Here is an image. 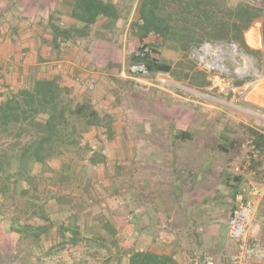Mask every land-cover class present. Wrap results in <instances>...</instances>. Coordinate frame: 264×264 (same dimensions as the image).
Wrapping results in <instances>:
<instances>
[{
	"label": "rangeland",
	"instance_id": "rangeland-1",
	"mask_svg": "<svg viewBox=\"0 0 264 264\" xmlns=\"http://www.w3.org/2000/svg\"><path fill=\"white\" fill-rule=\"evenodd\" d=\"M121 23V30H116L115 38H121L126 33V24ZM102 34L101 37L104 36ZM141 43V40L128 36L125 51H122L123 47L118 50L115 65L122 70L121 74H104L102 72L106 71L100 66L90 65L93 71L99 73V79H104L102 93L106 96L93 90L92 93L86 91L79 98H91L104 117L106 114L111 117V138L108 125L104 122L92 126L83 137V145L91 147L88 158L94 148L101 151L105 159L90 165L89 160L84 158V149H71L63 157L53 159L50 168L39 164L34 167L35 173L44 176L39 184L40 191L48 189L42 194V202L47 200L50 209L47 215L54 223L49 234L43 235L40 240L32 236L23 238L11 228L10 217L19 216L22 225L26 222L34 225L47 222L38 216L26 219L24 210L29 207L25 202L5 200L0 196V264H115L116 261L127 264L126 249L140 248L142 246L137 244L143 243L146 245L144 249L147 246L172 248L174 254L182 259V264H191L189 255L175 240L176 225L187 219L181 208L173 214L170 222L154 209V204L159 202L156 194L160 188L157 187L166 183L165 176L161 175L169 170L170 163L174 161L191 163L197 170L200 167L196 178L209 191L208 194H205L207 191L204 194L200 191L197 194L199 199L202 195L210 196L211 200L223 197L226 193L223 182L228 174L244 175L241 188L244 200L248 199L253 185L259 186L264 194V155L257 156L261 166L256 174L249 166L246 152L249 138L245 131L246 127L264 131V56L259 60L236 49L233 43L226 42L207 44L197 49L200 53L194 50L184 53L164 46L161 58L173 64V71L164 74L171 84L164 87L157 80V75L137 78L129 72L131 56L138 52ZM38 72L35 71V74ZM186 74L195 78L206 75L211 83L193 86L186 79ZM28 79L27 76L23 82ZM242 79H246L243 85L235 84L236 80ZM181 129L192 131L193 138L188 142L172 140L170 134ZM236 137H246L242 152L225 153L220 150L219 143H227V139ZM69 169L73 178L68 186L62 187L57 181L59 174L67 173ZM209 169V174L203 176V172ZM188 183L184 182L181 196L187 198L182 199L185 204L190 197ZM164 188L161 190L168 192ZM63 193L67 194V200L62 201L73 205L70 211L66 210L67 205L62 210L56 208L55 195ZM211 210L213 219L208 222L211 235L206 239L203 250L210 259H215L222 251L230 258L237 245L229 236L223 235V230L228 229L226 217L231 204L224 201ZM74 213L78 215L76 223L79 225L80 241L76 245L67 243L65 249L50 253L61 241L58 234L60 225L75 228V224L68 220ZM136 214H141L142 221L152 223L158 231L148 229L139 233L134 228L137 226ZM156 214L159 217L157 220ZM128 215H133L132 222L127 220ZM105 219L116 229L117 246H105L100 240L86 238L91 235L86 233V228L98 227V222ZM161 234L173 241H161ZM65 235L70 240L73 231L67 230Z\"/></svg>",
	"mask_w": 264,
	"mask_h": 264
},
{
	"label": "trees",
	"instance_id": "trees-1",
	"mask_svg": "<svg viewBox=\"0 0 264 264\" xmlns=\"http://www.w3.org/2000/svg\"><path fill=\"white\" fill-rule=\"evenodd\" d=\"M64 1L72 7L70 19L73 22L65 27L62 25L60 11L56 10L50 15L48 28L52 34V46L58 47V41L61 39L77 43L88 35L93 40H103L107 44L102 46V52L93 55L91 63L112 74H121L122 70L110 57V43H120V36L115 38L116 30H121L118 23L121 19L128 20L132 14L128 36L141 41L153 32L160 37L162 47L184 53L201 49L205 43L226 42L236 44L240 50L259 60L264 56V8L252 6L246 0ZM100 33L104 36L101 37ZM140 51L139 47L138 52L132 54L131 63H144L150 76L173 71L171 61L153 58L150 55L143 57ZM88 52L91 53V50ZM98 60L103 63H98ZM27 76L29 79L21 86L13 89L4 82L5 89H0V196L5 200L25 202L29 207L28 210H24L26 219L38 216L47 222L38 225L26 222L22 225L19 216L10 217L11 228L23 238L32 236L40 240L43 235L49 234L54 223L47 215L50 210L47 200L42 202V194L48 189L43 191L39 189L44 176L34 172L35 165L50 168L53 159L63 157L71 149L81 148L84 149V158L89 160V164L96 165L104 160L105 156L101 151H94L88 158L91 147L83 145V137L92 126H99L104 122L108 125L111 138L113 126L108 114L104 117L91 98L79 100L72 86L62 83L58 74L50 72L46 75H36L31 71ZM185 76L193 86H206L211 83L206 79V75L200 78L191 77L189 74ZM245 82L246 79L236 80L235 84L243 85ZM245 131L247 138L258 151L256 155L251 152L249 158V166L257 174L261 166L257 156L264 155V131L255 127H246ZM170 136L172 140L180 139L184 142L193 138L192 131L188 129H181ZM245 140L246 137L229 138L227 143H219L218 147L225 153L231 151L240 153ZM193 166L195 165L191 163L179 164L177 161L170 163L169 170L161 175L165 176L166 179L163 180L166 183H162L160 187L155 186V189L160 188V191L156 194L159 202L154 204V209L161 212L170 222L174 218L173 214L176 211L178 213V209L181 208L187 219L179 226L176 225L175 240L189 255L191 264H231L230 258L223 251L211 260L203 247L211 235L209 233L211 230L208 229V222L213 219L211 209L224 201L229 202L231 210L226 217L229 223L233 213L243 205L245 196L241 188L245 180L244 175L225 176L223 184L226 193L223 197L211 200L210 196L202 195L199 199L197 194L200 191L202 194L207 191L205 194H208L209 190L196 178L200 173V167L197 170ZM210 169L203 172V176L209 174ZM69 171L59 174L57 181L62 187L71 183L73 173ZM184 182H189L190 187L187 190L190 197L186 204L181 197ZM163 188L168 192L161 190ZM55 198L56 208L62 210L67 205L66 210L70 211L73 205L62 201L67 200V194H58ZM77 216V213H74L68 219L71 224H75V228L70 226L64 228L63 224L60 225L58 234L61 241L50 250V253L65 249L67 243L78 244L81 234L76 223ZM155 218L156 220L159 218L157 214ZM134 219L137 222L134 228L139 233H145L148 229L158 231V228L152 227V223L142 221L141 214H136ZM98 223L100 224L98 227L86 228V233L91 234L86 238L100 240L99 242L105 246H117L116 229L112 223L108 219L100 220ZM67 230L73 231L70 240L66 239ZM223 235L228 236V229L224 228ZM126 254L129 257V264H181L174 253L160 252L150 247L145 250L128 248Z\"/></svg>",
	"mask_w": 264,
	"mask_h": 264
},
{
	"label": "crops",
	"instance_id": "crops-1",
	"mask_svg": "<svg viewBox=\"0 0 264 264\" xmlns=\"http://www.w3.org/2000/svg\"><path fill=\"white\" fill-rule=\"evenodd\" d=\"M121 3L123 2L121 1ZM71 8L72 7L64 0H0L1 82L7 83L9 85L8 87L14 89L24 84V78H26L31 71H39L37 73L38 75H46L50 72L56 73L54 70L55 62L63 60L70 66L71 74L65 78H61V81L62 83L72 86L78 99L82 97V94L92 92L83 85H77L75 80L77 76L89 77L90 74L96 76L97 85L95 91L104 95L102 92L105 81L102 77L99 79V73L93 71L90 65H92L93 55L102 52V46L107 44V42L100 39L93 40L91 36L88 35L78 40L77 43L71 40L64 41L61 39L58 41V47L54 48L52 46V34L50 28H48L49 17L56 12V10L60 11L62 24L67 27L69 23L73 22V20L70 19ZM132 18L133 14L128 20L121 19L118 23L119 27L122 26L121 22L126 24V33L121 36L119 44L110 43V57L114 62L117 61L116 56L120 47H123L122 51H125ZM62 43H65L67 46L64 47ZM89 49L91 53L88 52ZM97 62L100 64L103 63L99 60ZM11 63H13L14 72L12 77L7 78L6 71L8 67L11 66ZM107 65L108 64H106V66ZM92 66L95 67L94 65ZM102 73L109 74V72ZM255 187L260 189L257 185L252 186V188ZM252 190L248 195V199L254 198L257 203V210L254 216L255 224L253 222L250 234L252 237L260 239L264 245V194L254 196L252 195ZM184 192L186 191H183V193ZM182 199L187 198L183 197ZM137 246H142L137 249L145 250L143 246L146 245L143 243V245L137 244ZM149 247L150 246H147V248ZM153 247L150 248L154 249ZM156 251L174 253V249L172 248L156 249ZM126 256L128 258L126 259L129 260L128 254H126ZM175 258L182 264V259L176 254ZM114 260L115 257H113V261ZM115 264H119V261H116ZM127 264H129L128 261ZM252 264H264V258L255 259Z\"/></svg>",
	"mask_w": 264,
	"mask_h": 264
},
{
	"label": "built area",
	"instance_id": "built-area-1",
	"mask_svg": "<svg viewBox=\"0 0 264 264\" xmlns=\"http://www.w3.org/2000/svg\"><path fill=\"white\" fill-rule=\"evenodd\" d=\"M248 4L256 7L264 8V0H246ZM161 40L158 35L151 32L147 35L141 43L140 46V54L145 57L146 55H150L153 58H161ZM210 43H205L203 45L206 46ZM64 47L67 45L62 43ZM234 45V44H233ZM235 46V45H234ZM236 47V46H235ZM236 49H238L236 47ZM194 52H199L197 49H194ZM11 62V60H10ZM13 63L8 67L6 74L7 78L12 77L14 72ZM55 72L60 76V78H65L71 74V69L68 63L63 60H58L54 64ZM130 73L137 76V78L142 76H150L146 66L144 63H136L130 66ZM152 77V76H151ZM134 78V77H133ZM136 78V77H135ZM76 83L78 86H85L88 90L93 91L97 85V77L90 74L89 77H76ZM157 80L160 82L162 86L170 85L171 80L164 74L160 73L157 75ZM4 82L0 81V89H5L3 86ZM95 102V101H94ZM247 149L248 158H250V153L252 152L254 155L257 154V150L255 146L252 145L251 140H247ZM95 149L93 148L92 153H94ZM262 194V191L258 188H253L252 195L259 196ZM257 210V203L254 198L246 199L243 205L233 213L228 223V236L234 243L237 245V249L235 253L230 257L231 264H252L255 259H263L264 258V247L260 239L256 237H252L250 235V228L252 226L254 216ZM133 215H128L127 220L129 222L133 221ZM159 239L163 242L171 243L173 239H170L168 236L161 234ZM212 260V259H211Z\"/></svg>",
	"mask_w": 264,
	"mask_h": 264
},
{
	"label": "water",
	"instance_id": "water-1",
	"mask_svg": "<svg viewBox=\"0 0 264 264\" xmlns=\"http://www.w3.org/2000/svg\"><path fill=\"white\" fill-rule=\"evenodd\" d=\"M234 45L238 48V46L236 44H234Z\"/></svg>",
	"mask_w": 264,
	"mask_h": 264
}]
</instances>
